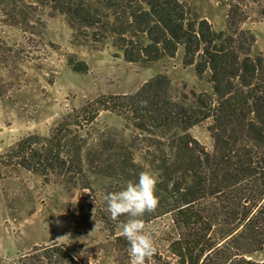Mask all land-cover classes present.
Instances as JSON below:
<instances>
[{
    "label": "trees",
    "instance_id": "1",
    "mask_svg": "<svg viewBox=\"0 0 264 264\" xmlns=\"http://www.w3.org/2000/svg\"><path fill=\"white\" fill-rule=\"evenodd\" d=\"M31 1L64 17L74 46L111 45L129 64L174 58L183 49L184 67L206 80L212 96L173 95L170 81L156 76L134 95L101 97L64 117L47 138L19 141L0 157V170H23L47 185L62 180V189L80 191L94 189L91 178L103 194L151 171L159 203L142 219L170 218L176 238L167 252L177 264H264L251 260L264 248V57H252L256 38L242 29L264 20V0H234L227 32L200 19L189 0ZM68 65L74 74L89 72L74 58ZM117 111L132 116L124 118L126 127L90 133L102 112ZM207 121L211 152L191 135ZM0 264L82 262L53 244L12 262L0 257Z\"/></svg>",
    "mask_w": 264,
    "mask_h": 264
},
{
    "label": "rangeland",
    "instance_id": "2",
    "mask_svg": "<svg viewBox=\"0 0 264 264\" xmlns=\"http://www.w3.org/2000/svg\"><path fill=\"white\" fill-rule=\"evenodd\" d=\"M189 3L217 32L228 31L234 0ZM249 7L258 10L254 4ZM10 8H15L16 18L10 17ZM15 19L21 26L11 24ZM242 29L256 38L252 57H264V20L248 21ZM115 54L111 45L98 51L74 46L64 17L48 7L31 0H8L0 6V157L29 136L49 137L64 117L91 102L134 95L159 75L170 81L173 95L182 93L190 98L193 92L212 96L206 80L198 81L194 69L184 67L183 49L174 58L164 57L155 63L129 64ZM72 58L88 65L87 75L71 71L68 60ZM126 117L132 116L102 112L90 133L123 129ZM210 125L212 121H207L191 131L207 152L213 149L207 131ZM45 181L23 170H0V257L12 262L35 247L58 244L82 264H130V245L119 233L118 219L110 218L104 189L95 179L90 178L96 184L91 191L73 190L72 186L62 189L59 183L64 181L53 178L48 185ZM145 225L154 239L155 264H177L167 252L168 243L176 238L170 218ZM251 260L264 263V248Z\"/></svg>",
    "mask_w": 264,
    "mask_h": 264
},
{
    "label": "clouds",
    "instance_id": "3",
    "mask_svg": "<svg viewBox=\"0 0 264 264\" xmlns=\"http://www.w3.org/2000/svg\"><path fill=\"white\" fill-rule=\"evenodd\" d=\"M157 177L151 171H141L136 182L128 181L120 191L106 192L104 201L112 220L121 216L127 219L118 224V230L130 245V264H146L151 261L156 248L150 230L142 217L155 211L159 200L156 196Z\"/></svg>",
    "mask_w": 264,
    "mask_h": 264
}]
</instances>
